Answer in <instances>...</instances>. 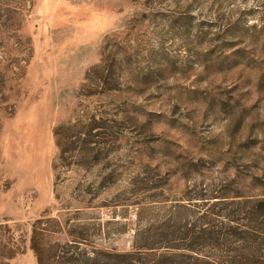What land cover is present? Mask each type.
Wrapping results in <instances>:
<instances>
[{"label": "rangeland", "instance_id": "rangeland-1", "mask_svg": "<svg viewBox=\"0 0 264 264\" xmlns=\"http://www.w3.org/2000/svg\"><path fill=\"white\" fill-rule=\"evenodd\" d=\"M260 203L264 0H0V264H38L35 226L109 264L169 220L264 264Z\"/></svg>", "mask_w": 264, "mask_h": 264}, {"label": "trees", "instance_id": "trees-1", "mask_svg": "<svg viewBox=\"0 0 264 264\" xmlns=\"http://www.w3.org/2000/svg\"><path fill=\"white\" fill-rule=\"evenodd\" d=\"M258 216L264 220L263 203L258 207ZM140 223L135 230L132 250L123 253L109 251V264H220L218 259L211 260L206 255L208 249L219 246L221 230L218 227L197 230L179 227L172 220L147 225ZM246 234L244 231L236 234V241H255ZM42 236L35 226L31 248L38 264H80V254L66 250L49 252Z\"/></svg>", "mask_w": 264, "mask_h": 264}]
</instances>
